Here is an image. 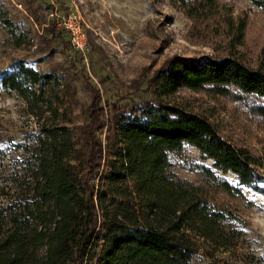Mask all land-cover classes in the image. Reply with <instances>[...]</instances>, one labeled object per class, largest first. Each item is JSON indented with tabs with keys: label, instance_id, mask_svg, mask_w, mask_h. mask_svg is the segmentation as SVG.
I'll return each mask as SVG.
<instances>
[{
	"label": "rangeland",
	"instance_id": "obj_1",
	"mask_svg": "<svg viewBox=\"0 0 264 264\" xmlns=\"http://www.w3.org/2000/svg\"><path fill=\"white\" fill-rule=\"evenodd\" d=\"M259 2L216 0L217 14L197 24L171 0H0V76L18 64L49 76L39 115L0 85V207L22 198L13 183L24 178L16 160L42 126L66 127L74 149L71 163L82 177L85 125L102 123L94 135L103 146L105 173L114 142L105 136L122 111L132 116L145 101L155 102L150 78L166 60L231 55L264 71V0ZM67 13L83 22V56L55 25L54 16ZM161 100L205 116L223 139L256 158V182L246 186L231 172L215 169L193 146L167 153L169 171L223 214L221 232L212 239L188 232L190 264H264V119L252 106L258 101L184 88ZM221 182L230 186L228 192Z\"/></svg>",
	"mask_w": 264,
	"mask_h": 264
},
{
	"label": "trees",
	"instance_id": "obj_2",
	"mask_svg": "<svg viewBox=\"0 0 264 264\" xmlns=\"http://www.w3.org/2000/svg\"><path fill=\"white\" fill-rule=\"evenodd\" d=\"M171 2L197 24L218 11L216 0ZM150 82L155 102L145 101L132 116L122 111L105 136L114 141L105 173L103 146L94 135L102 123L85 125L82 177L71 163L66 127L37 131L16 160L24 178L13 183L22 198L0 207V264H190L188 232L205 239L221 232L223 214L169 171L167 153L193 146L215 169L246 186L256 182V158L223 139L205 116L161 99L183 88L252 97L258 101L253 111L264 119V71L231 55L197 61L174 56ZM48 83L47 74L23 64L0 76V85L15 92L32 115L40 114ZM221 186L230 190L226 182Z\"/></svg>",
	"mask_w": 264,
	"mask_h": 264
},
{
	"label": "built area",
	"instance_id": "obj_3",
	"mask_svg": "<svg viewBox=\"0 0 264 264\" xmlns=\"http://www.w3.org/2000/svg\"><path fill=\"white\" fill-rule=\"evenodd\" d=\"M55 25L65 33L69 47L83 56L87 51V38L83 30V22L74 13L54 16Z\"/></svg>",
	"mask_w": 264,
	"mask_h": 264
}]
</instances>
